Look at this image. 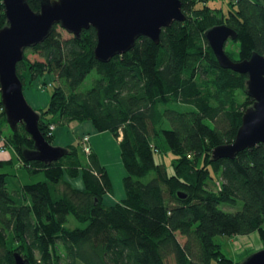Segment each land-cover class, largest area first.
Listing matches in <instances>:
<instances>
[{"label":"trees","instance_id":"trees-1","mask_svg":"<svg viewBox=\"0 0 264 264\" xmlns=\"http://www.w3.org/2000/svg\"><path fill=\"white\" fill-rule=\"evenodd\" d=\"M25 1L39 11L41 0ZM180 1L185 21L163 29L158 44L139 37L106 63L94 58L93 28L63 38L54 25L42 43L24 51L16 65L23 88V70L28 84L45 76L56 82L49 84L47 106L34 109L42 136L52 145L49 127L72 122L110 133L125 172V197L104 203L112 193L109 176L93 151L83 156L79 140L62 147L66 154L56 162L26 160L23 153L34 143L22 124L9 128L0 103V142L10 145L17 165L45 177L9 190V175L0 171V264H14L13 253L29 264H165L170 256L175 264H239L221 253L215 236L257 232L264 244V144L232 160L211 157L234 140L253 104L247 76L222 69L204 36L225 25L236 32L233 49L225 48L232 61L264 56V0H227L226 13L208 7L210 0ZM6 24L0 0V29ZM27 52L42 61H28ZM91 73L90 87L79 91ZM184 106L193 110L180 111ZM166 154L173 156L171 173L158 162ZM13 162L1 160L0 170ZM77 177L82 189L69 182ZM215 178L220 183L213 191ZM239 201L236 212L222 208ZM69 217L85 227L67 226Z\"/></svg>","mask_w":264,"mask_h":264},{"label":"water","instance_id":"water-1","mask_svg":"<svg viewBox=\"0 0 264 264\" xmlns=\"http://www.w3.org/2000/svg\"><path fill=\"white\" fill-rule=\"evenodd\" d=\"M2 4L7 24L0 29V103L9 128L14 131L22 124L34 143L32 151L23 153L25 159L42 163L56 162L66 151L45 140L38 129L39 115L23 94L16 65L26 49L42 43L54 25L77 38L93 28L94 58L106 63L128 52L139 37L158 44L163 29L185 21L180 0H41L38 12L25 0H2ZM204 36L222 69L247 76V94L253 99L234 140L212 150L213 160H232L239 152L264 144V56L253 52L247 60L232 61L225 44L236 39V32L225 25L210 28ZM13 259L14 264H29L19 253H13ZM242 264H264V248Z\"/></svg>","mask_w":264,"mask_h":264},{"label":"rangeland","instance_id":"rangeland-1","mask_svg":"<svg viewBox=\"0 0 264 264\" xmlns=\"http://www.w3.org/2000/svg\"><path fill=\"white\" fill-rule=\"evenodd\" d=\"M208 7L212 9H220L222 10L223 13H226L228 10V1L227 0H210L208 2ZM57 32L61 34L63 38H69L71 34L67 33L65 30H63L60 26H57ZM230 41V40H229ZM229 41L225 44V48L233 49L232 46H230ZM27 60L30 62H41L42 59L38 54H31L27 52ZM23 76L25 77V87H34L36 90L39 92H44L47 95V100H46V105L44 108L47 106L49 102V96L52 91V88L49 87L50 82H53L52 77L45 76V77H39L36 79H33L32 84H28V79H29V74L26 70L22 71ZM94 75L93 73L89 74L84 82L80 85L79 91L86 90L90 87L92 79ZM58 83V82H57ZM242 97V96H241ZM41 108V109H44ZM180 111H190L193 110V107L190 106H184L179 109ZM206 124H210L207 120H205ZM212 125V124H211ZM10 134V129L4 128L3 129V136L6 137ZM82 136V135H81ZM112 142H105L104 146L102 148H99V152L101 155L102 160L104 161L106 165L107 172L110 176L111 180V186H112V192H114L115 196L114 197H119L118 196V189L119 185L120 188L123 190V185H122V178L125 175L122 163L118 161V153L119 151L118 144L116 143V139L111 135ZM80 139V136L76 138V141ZM4 152L7 151V154H11V156L14 160L13 166L9 168H5L0 170L1 172L7 173L9 176L7 177V185L9 190H14L17 189L16 186H22V185H30V184H35L41 181H44L45 177L42 172L39 173H28L26 168L23 166L20 167V165L16 164L17 157L15 156L14 152L12 151L10 145L5 146V141L4 139L2 140ZM53 146V145H52ZM60 147V146H56ZM117 148V151H116ZM82 153V152H81ZM117 154V156L115 155ZM83 154V153H82ZM83 156H85L83 154ZM159 155H155V160ZM162 160L161 158L158 159V162H163L168 173L172 172L170 162L173 159V156L171 154H166L162 155ZM9 159V160H11ZM15 163V165H14ZM217 183H213V182ZM212 183H209V189L216 191L218 189L220 180L215 178ZM112 194V193H111ZM112 197V196H110ZM224 210L229 211V212H236L241 209V201L237 203V206L235 208H227V207H222ZM67 226L69 227H78V228H83L85 227L84 223H79L75 221L73 218L69 217L68 218V223ZM264 227V224H263ZM177 240L179 241L180 244H183L184 239L177 235ZM214 242L219 245L220 251L222 254H224L225 257L231 259L232 261L242 264L244 260L251 254L261 250L264 248V244L261 243L257 232H253L249 235H243V236H215L214 237ZM165 264H175L174 259L172 256L166 258Z\"/></svg>","mask_w":264,"mask_h":264},{"label":"crops","instance_id":"crops-1","mask_svg":"<svg viewBox=\"0 0 264 264\" xmlns=\"http://www.w3.org/2000/svg\"><path fill=\"white\" fill-rule=\"evenodd\" d=\"M23 94L25 96V99L27 100L28 104L35 110L44 108L46 105V100H47V95L43 92H39L36 90L34 87H24L23 88ZM88 135L90 138V146L92 151L96 154L98 161L100 165L106 170V165L104 161L101 158L99 148L104 146L105 142H112L111 134L108 132H102L98 133L95 131L93 128L92 124L90 122H84V123H75L72 122L67 126H56L55 129L52 132L53 135V146H60V147H65L67 145L73 144L76 142V138L81 136V135ZM117 143V140H116ZM118 144V143H117ZM100 148V149H101ZM117 151V148H116ZM117 154L115 155L118 158V161L121 162L120 154L119 151H117ZM13 158L11 154H7V151L2 152L0 154V161H7L9 159ZM122 163V162H121ZM123 166V165H122ZM124 169V168H123ZM108 174V172H107ZM109 176V174H108ZM110 179V176H109ZM70 184L75 188V189H82L83 188V182L80 177H77L75 179H70L69 180ZM111 182V180H110ZM118 191V198L114 197L115 194L112 192V194H107L104 197V203L108 205H112L118 201H121L125 197L124 190L120 188ZM112 196V197H110Z\"/></svg>","mask_w":264,"mask_h":264},{"label":"built area","instance_id":"built-area-1","mask_svg":"<svg viewBox=\"0 0 264 264\" xmlns=\"http://www.w3.org/2000/svg\"><path fill=\"white\" fill-rule=\"evenodd\" d=\"M54 129H55V126H53V125L50 126L48 135H51V133L53 132ZM79 144H80L82 153L85 156H88L91 153V151H92L91 146H90V138H89V136L86 135V134L80 136ZM3 147L4 146H3L2 141H1L0 142V154L2 152H4V148Z\"/></svg>","mask_w":264,"mask_h":264}]
</instances>
